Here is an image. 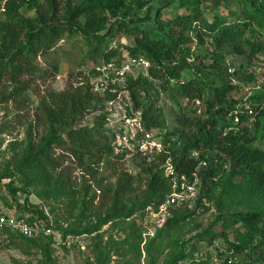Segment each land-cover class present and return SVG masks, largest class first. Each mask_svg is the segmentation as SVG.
Masks as SVG:
<instances>
[{"label":"trees","instance_id":"trees-1","mask_svg":"<svg viewBox=\"0 0 264 264\" xmlns=\"http://www.w3.org/2000/svg\"><path fill=\"white\" fill-rule=\"evenodd\" d=\"M174 1L184 11L165 17L164 9ZM203 1L32 0L26 4L13 0L10 3L7 17L0 23V83L8 79L15 88L4 93L0 103L27 90L25 77L38 73L39 57L48 54L65 34H80L89 48L87 56L96 60L103 57L107 62L119 54L117 49H109V42L118 33L130 34L134 41L127 46L129 55L145 57L150 67L148 75H127L125 87L133 105L128 109L139 115L146 130H165L162 134L165 148L153 160L149 157L154 154L142 155L138 175L120 169L115 183L104 185L98 178L101 163L109 157L122 159L115 153L116 132L104 126L108 117L106 103L116 98L117 92H97L94 82L89 81L52 91L37 108L38 123L43 125L44 132L38 138L29 133L15 170L0 176V184L3 177H11L7 188L12 198H18L17 192L21 189L15 186V174L20 173L28 182L26 170L36 169L45 179L56 176V183L66 186L71 180L60 167L66 160L65 155H70L84 170L79 191L87 197L84 204L94 207L97 224L87 229L92 232L138 212L144 215L150 206L156 210L172 190V179L165 173L168 159L178 174L191 175L198 170L201 183L194 206L189 203L177 206L156 237L180 226L207 201L222 206L227 193L230 192L229 196L236 193L232 190L240 191L241 198L256 204L251 206H258L256 200L264 201L261 198L264 197V88L259 87L245 101L232 99L230 94L236 88L233 82L237 72L230 70L229 58L233 53L250 61L262 57L264 62V0H243L242 17L232 21L218 15L208 20ZM23 8L34 10L35 15H26ZM207 39L213 47L210 56L201 49ZM162 94L179 106L178 126L174 128H168L162 108L156 105ZM180 99L202 102V116L197 108L183 110ZM247 105L252 108V114ZM236 109H240L238 123L234 122ZM100 110L102 113L95 117L93 126L79 125L86 114ZM55 147L63 150L59 157L53 151ZM86 175L96 181L101 193L97 204L98 189H92L93 184ZM72 187L76 193L77 188ZM91 191L93 194L88 198ZM5 201L27 214L25 205ZM231 218L241 221L245 227L244 231H237L236 252L249 249V253H255L251 246L253 240L262 237L261 243L264 242V208L238 212ZM226 220L219 217L199 236L212 239L214 226L223 221L227 227ZM189 241L171 263L186 257ZM224 264H228L227 260Z\"/></svg>","mask_w":264,"mask_h":264},{"label":"rangeland","instance_id":"rangeland-1","mask_svg":"<svg viewBox=\"0 0 264 264\" xmlns=\"http://www.w3.org/2000/svg\"><path fill=\"white\" fill-rule=\"evenodd\" d=\"M202 6L208 20L211 21L215 15H218L232 21L242 17L244 2L243 0H204ZM183 11L184 9L178 6L177 1H174L172 5L164 9V15L170 17ZM23 12L28 16L35 15L32 9L23 8ZM133 41L132 35L118 33L109 42V49H117L119 54L107 62L103 57L97 60L90 59L87 56L89 48L83 37L78 33H67L56 42L48 54L39 57L38 73L32 77H25V82L28 84L27 90L0 103V176L7 171L15 170L14 166L23 154L29 133L34 138H38L44 132V127L38 123L37 118L40 101L49 97L52 91L66 89L69 84L77 86L88 81L95 82L99 75L98 68H103L105 65L112 64V68H124L131 62L132 57L129 55L127 46ZM195 47L197 49L196 45ZM201 49L209 53V56L213 52L208 39L207 44ZM229 58H231V68L237 72L233 82L236 88L230 94L232 99L245 101L252 94H256L259 87L264 88L262 57L260 60L250 61L244 56L231 53ZM149 67L150 65L132 66L126 74L134 77L140 74L148 75ZM111 71L114 72V70ZM127 75L118 79L119 86H117L120 89L113 90L117 92L116 98L108 101L105 108L108 111V117L104 126L115 131L116 135L121 134V130L128 134L137 129L134 122L126 120L131 118L129 115H136L128 109L133 105L130 93L125 87ZM155 82L160 83L159 80ZM14 88L15 84L12 81L4 79L0 83V98ZM179 103L185 111L197 108L198 114H202L203 105L199 100L189 102L187 99H180ZM156 105L162 108L168 128L178 126L179 106L175 101L170 100L166 94H162L156 101ZM100 113L102 110L86 114L79 121V125L93 126L95 117ZM164 132L165 130L160 129L150 130L155 140H162ZM117 140L116 137L113 143L115 153H119L122 159L109 157L98 168V178L108 186L115 183L120 169L138 175L141 170L142 155H149V153L145 155L134 152L133 147L117 146ZM53 151L57 157L63 152L59 147H55ZM159 152L160 150H155L154 156L149 157V160L156 158ZM65 158L60 168L71 180H69L71 184L67 182L66 186L62 182L56 183V176L45 179L36 169H33L36 172L26 170L28 182L20 173H16L13 179L15 186L21 188L17 192L18 198L15 199L11 197L7 188V182L11 181V177H3L0 184L1 205L8 206L5 199L25 205L28 214L44 219L59 230L63 237L66 235V238H62L61 241L50 237L28 239L14 234L0 242V264H224L226 260L228 264H264L262 237H257L252 242L251 246L255 253H249V249L236 252L237 231H244L245 227L241 221L231 220V216L238 212L264 208V201L256 200L259 202L258 206H251L256 204L241 198L240 191L231 189L236 193L230 196V192L227 193L223 197L222 206L219 207L214 201H207L206 204L195 209L193 216L169 232L165 231L162 237L156 236L164 227L165 221L173 216L177 206H171L161 213L153 210V212L146 211L142 215L138 212L129 219L108 222L92 232L87 229L97 224L94 207L84 204L87 197L79 191V185L84 181V170L76 165L72 156L65 155ZM86 178L93 184V190L98 189L96 181L90 175H86ZM71 185L77 188L76 193L72 191ZM92 194L93 191L88 198ZM99 196L101 193L98 189L95 204L100 202ZM261 198L264 197L261 196ZM12 206L16 208L15 205ZM219 217L221 219L226 217L228 226L226 227L223 221H219L214 226L215 235L212 239L200 237L199 233ZM187 240H190V243L186 246V257L177 263H171Z\"/></svg>","mask_w":264,"mask_h":264},{"label":"built area","instance_id":"built-area-1","mask_svg":"<svg viewBox=\"0 0 264 264\" xmlns=\"http://www.w3.org/2000/svg\"><path fill=\"white\" fill-rule=\"evenodd\" d=\"M12 1L13 0H0V23L6 19ZM17 1H24L28 4L32 0ZM130 59V64H127L124 68H112V64H108V66L105 65L103 68H98L99 75L97 80L93 83L94 90L97 92H105L107 90L116 91V89H118L117 85L119 86L118 79L121 78V76H126V73L130 71L132 66L150 65V62L144 57H132ZM111 70H114V72ZM111 74H113V76ZM247 107H249V113L252 114V108H250L249 105H247ZM239 112L240 109H236L233 112L235 123L240 122ZM129 116L131 118H126V120L134 122L137 129L130 131L128 134H125L124 130H121V134L116 136L118 138L116 142L117 146L124 148L125 146L133 147L135 148L134 152H140L145 155L147 153L153 154L157 149L162 151L165 148L162 140H155L152 138L150 131L145 129L139 115ZM165 173L172 179V190L166 199L158 205L156 210L150 206L148 207V211L153 212V210H155L154 212L161 213L171 206L184 205L187 203H189L190 206L193 205V200L199 192L201 183L198 170L194 171L191 175L178 174L171 160L168 159L165 163ZM10 233L29 238L52 237L59 241H61L62 238L64 239L61 232L44 219L28 213L24 215L12 205L4 207L0 204V242L5 240Z\"/></svg>","mask_w":264,"mask_h":264}]
</instances>
